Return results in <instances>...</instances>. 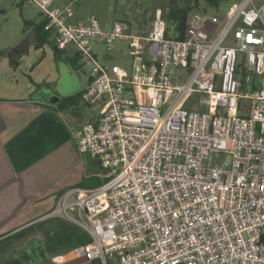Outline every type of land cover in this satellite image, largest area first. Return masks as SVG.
Segmentation results:
<instances>
[{
    "label": "built area",
    "instance_id": "1",
    "mask_svg": "<svg viewBox=\"0 0 264 264\" xmlns=\"http://www.w3.org/2000/svg\"><path fill=\"white\" fill-rule=\"evenodd\" d=\"M15 1L38 7L58 48L75 46L88 77L80 99L98 108L76 142L108 181L71 188L51 213L90 238L83 253L102 264H264V0L232 2L223 24L194 12L182 39L158 9L133 35L121 20L76 18L70 4ZM118 39L140 60L131 70L98 59L94 44L111 51Z\"/></svg>",
    "mask_w": 264,
    "mask_h": 264
},
{
    "label": "crops",
    "instance_id": "2",
    "mask_svg": "<svg viewBox=\"0 0 264 264\" xmlns=\"http://www.w3.org/2000/svg\"><path fill=\"white\" fill-rule=\"evenodd\" d=\"M121 42H126V46H121ZM116 43L114 48L127 56L126 69L131 70L134 62L140 60H133L127 39ZM67 45L60 48L61 61L50 46L35 48L33 44L15 69L6 58L0 60V237L44 216L55 215L51 213L65 187H94L70 185L59 173L67 162L66 155L71 154L72 142L77 147L76 141L86 124L80 120L74 130L72 119L63 114L77 111L80 96L64 109L57 106L62 98L79 95L88 78L76 75L70 63L75 52L69 53ZM94 45L98 54L104 49L108 63L116 58L113 49L105 51L100 42ZM143 57L144 61L152 60L148 51ZM52 96H57V100H49ZM86 155L89 174L93 176L103 168Z\"/></svg>",
    "mask_w": 264,
    "mask_h": 264
},
{
    "label": "rangeland",
    "instance_id": "3",
    "mask_svg": "<svg viewBox=\"0 0 264 264\" xmlns=\"http://www.w3.org/2000/svg\"><path fill=\"white\" fill-rule=\"evenodd\" d=\"M167 1L168 0H54L53 4L62 6L70 4L76 18L84 19L88 18L89 16H94L98 19L101 27L104 29L110 28L114 20H121L127 25L126 32L133 35H143L149 30L151 21L154 18L157 9L161 11V15L163 16V13L167 8ZM234 1L236 0H219L217 6L207 7V14L211 16L216 15L219 18V16L225 14L229 5ZM19 4L21 5H18L15 0H0V50L14 47L15 45L19 44L23 38H29L32 40V28L30 26H25L24 20H38L43 18L36 5L25 2ZM219 31L220 28H215L214 34L219 33ZM231 37L232 33L230 32L227 39L230 40ZM118 44L119 42L116 43V45ZM120 45L126 46V42H121ZM66 49L69 53H74L76 51L75 46L71 43L67 45ZM100 50L101 51L98 54V59L103 64L109 67H128L127 56L124 54H119V51L116 47L112 50V52L116 55V58L114 60H110L112 61L110 63L107 62L104 49L101 48ZM124 50H127V48ZM55 55L57 56V59L61 61L60 59H62V54L60 55L56 52ZM238 55L239 58H242L241 54ZM4 58L6 57H2L0 60ZM63 61L65 60L63 59ZM74 71L80 78H87V73L77 71L76 69H74ZM257 82H259L258 79ZM86 105L87 104L85 102H83L81 99H78V104L76 105L77 111H74L75 113L68 111L63 112L65 116H68L72 119V126L74 130L80 126L78 125L80 120H83L85 123H87L86 121L90 120L88 118L93 117L96 119L98 116V108L93 106L90 107L89 105L88 107ZM205 108L206 107L202 105L199 111H204ZM76 113H79L80 116ZM70 152L71 154L68 153L65 157V161H67L66 164H64L61 167V171H59L60 175H62L63 181H68V184L71 183L70 185L75 184L90 187L97 185L100 180H104V174L107 172L105 169L96 171L97 174H94L93 176H91L92 174H89L91 172L90 166L87 165V155L86 153H81L78 151L74 142H72ZM69 189L70 187L67 186L62 190V192L65 193ZM71 200L72 198L69 197L66 202ZM67 213L73 218L77 215L76 211L71 209H67ZM55 215L62 216V218H65V220L71 221L70 219L64 217L65 215L63 211H60ZM50 216L52 215L44 216V218ZM34 238L39 239L41 236L36 235ZM27 247L31 248L32 245L29 244ZM23 248V245L12 244V246L7 249L8 254L5 255V258L8 259L11 258V256L20 257V251L23 250ZM90 260L91 259L86 262H89Z\"/></svg>",
    "mask_w": 264,
    "mask_h": 264
},
{
    "label": "trees",
    "instance_id": "4",
    "mask_svg": "<svg viewBox=\"0 0 264 264\" xmlns=\"http://www.w3.org/2000/svg\"><path fill=\"white\" fill-rule=\"evenodd\" d=\"M219 0H168L167 8L163 13V18L167 24H174L172 36L182 39L188 26L189 16L194 12L207 14V7L217 6ZM22 3V2H19ZM18 5H21L19 4ZM216 16V15H215ZM217 17V16H216ZM225 14L219 16L220 23H224ZM44 18L38 20H24L25 26L32 28V40L23 38L22 41L10 49H1L0 58L6 57L9 66L17 68L20 59L27 54L30 45L40 48L43 45L50 46L53 51L59 53L60 48L56 46L51 34L44 30ZM167 30V35H168ZM78 61V54L70 58L71 65L75 67ZM79 95L64 97L57 103L58 108H64L72 104L79 98ZM108 179L104 178L94 187H98ZM36 235L41 238L35 239ZM89 237L82 229L71 221L65 220L62 216L52 215L41 220L32 222L13 233H7L0 237V264H32L38 260H44L50 256L78 248L89 241ZM12 244L23 245L20 257L5 258L7 249ZM31 244L32 247L27 246ZM87 264H102L99 259H92Z\"/></svg>",
    "mask_w": 264,
    "mask_h": 264
},
{
    "label": "water",
    "instance_id": "5",
    "mask_svg": "<svg viewBox=\"0 0 264 264\" xmlns=\"http://www.w3.org/2000/svg\"><path fill=\"white\" fill-rule=\"evenodd\" d=\"M49 100L56 101L57 96H52ZM88 260L89 258L83 253L82 247H78L46 258L34 264H81Z\"/></svg>",
    "mask_w": 264,
    "mask_h": 264
},
{
    "label": "flooded vegetation",
    "instance_id": "6",
    "mask_svg": "<svg viewBox=\"0 0 264 264\" xmlns=\"http://www.w3.org/2000/svg\"><path fill=\"white\" fill-rule=\"evenodd\" d=\"M39 261H42V260H38V261H36V262H39ZM36 262H34V263H36ZM34 263H32V264H34ZM87 262H85V263H83V264H86Z\"/></svg>",
    "mask_w": 264,
    "mask_h": 264
},
{
    "label": "snow or ice",
    "instance_id": "7",
    "mask_svg": "<svg viewBox=\"0 0 264 264\" xmlns=\"http://www.w3.org/2000/svg\"><path fill=\"white\" fill-rule=\"evenodd\" d=\"M249 39H251V37H249Z\"/></svg>",
    "mask_w": 264,
    "mask_h": 264
}]
</instances>
